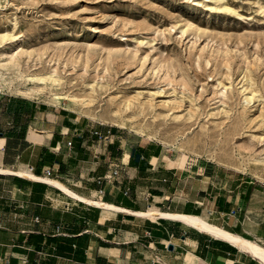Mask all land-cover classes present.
<instances>
[{"label": "rangeland", "instance_id": "rangeland-1", "mask_svg": "<svg viewBox=\"0 0 264 264\" xmlns=\"http://www.w3.org/2000/svg\"><path fill=\"white\" fill-rule=\"evenodd\" d=\"M0 94L264 184V0H0Z\"/></svg>", "mask_w": 264, "mask_h": 264}, {"label": "crops", "instance_id": "crops-1", "mask_svg": "<svg viewBox=\"0 0 264 264\" xmlns=\"http://www.w3.org/2000/svg\"><path fill=\"white\" fill-rule=\"evenodd\" d=\"M186 158L0 94V264H264L181 218L264 246V184Z\"/></svg>", "mask_w": 264, "mask_h": 264}, {"label": "bare ground", "instance_id": "bare-ground-1", "mask_svg": "<svg viewBox=\"0 0 264 264\" xmlns=\"http://www.w3.org/2000/svg\"><path fill=\"white\" fill-rule=\"evenodd\" d=\"M50 96L52 97V100H54V101H59V100L63 99V98H61V96H59L55 93L50 94ZM76 104L77 103L73 98H68L67 103L65 105V109L73 111L72 109H73L74 105H76ZM19 174L22 176H25V177L32 178V179H39L42 181H46L48 183L55 184V185L59 186L60 188L64 189L65 191H67L63 186H61L57 182H54V181L49 180L47 178H36L33 175H31V173L29 174L28 172H25V171L19 172ZM36 181H38V180H36ZM70 194L74 197H77L76 195H74L72 193H70ZM86 201L90 202V203H94V201L93 202L89 201V200H86ZM148 215H154V214H152V212H150V213H148ZM181 218L186 220L187 222L193 224V225H196L197 227H199L201 229H205L206 231H209L211 233H215L217 235L224 236L225 238H227V239L233 241L234 243L238 244L240 247L246 249L254 257L258 258L260 261H262V263H264V246H262L256 242L248 241V240L242 239L240 237H236V236L230 235L228 233H225L222 230H220L214 226L208 225L207 223H205L200 218H196V217H181Z\"/></svg>", "mask_w": 264, "mask_h": 264}, {"label": "built area", "instance_id": "built-area-1", "mask_svg": "<svg viewBox=\"0 0 264 264\" xmlns=\"http://www.w3.org/2000/svg\"><path fill=\"white\" fill-rule=\"evenodd\" d=\"M97 134V133H96ZM70 144V143H69ZM46 174H49V171H46ZM117 174L116 171L113 172V176H115Z\"/></svg>", "mask_w": 264, "mask_h": 264}]
</instances>
